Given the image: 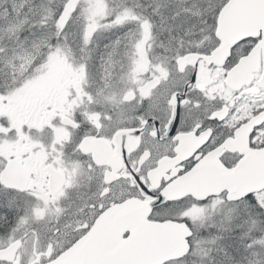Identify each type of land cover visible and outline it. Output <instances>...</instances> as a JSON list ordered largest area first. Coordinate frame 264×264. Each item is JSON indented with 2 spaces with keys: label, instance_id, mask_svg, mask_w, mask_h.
Segmentation results:
<instances>
[{
  "label": "snow or ice",
  "instance_id": "1",
  "mask_svg": "<svg viewBox=\"0 0 264 264\" xmlns=\"http://www.w3.org/2000/svg\"><path fill=\"white\" fill-rule=\"evenodd\" d=\"M0 264H264V0H0Z\"/></svg>",
  "mask_w": 264,
  "mask_h": 264
}]
</instances>
